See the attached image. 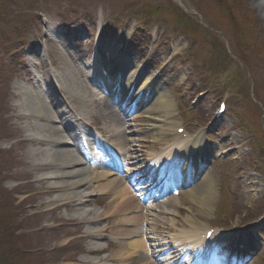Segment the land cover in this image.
Instances as JSON below:
<instances>
[{
	"label": "rangeland",
	"instance_id": "obj_1",
	"mask_svg": "<svg viewBox=\"0 0 264 264\" xmlns=\"http://www.w3.org/2000/svg\"><path fill=\"white\" fill-rule=\"evenodd\" d=\"M12 4L13 1L15 0H9ZM17 1V0H16ZM105 1V0H104ZM119 1L118 3H115L116 5H120ZM170 0H160L159 2L153 1V0H148L143 3V8L149 7V8H154V7H165L167 3H169ZM102 3V1H101ZM111 4H114V2H111ZM109 4L107 2L103 3V7L106 8L108 7ZM186 7L190 9V11L193 13L195 18H197L205 27H208L211 25L212 29L218 28L219 30L222 31L221 26L224 27V30H230V26L228 25V21L226 18L221 17L223 21L225 22L222 23V19H220L219 16L217 15H212L211 11L214 12L215 10V0H187L186 1ZM46 8V6H44ZM116 8L120 9V6H116ZM202 9L204 11V16L207 18H201L200 14H195L197 13L195 10ZM223 9L218 8V13H221ZM122 12L121 10H119ZM253 12H247L245 16V19H253ZM156 16V15H155ZM221 25V26H220ZM258 46L261 49V55L256 58V63L258 65V68L255 73V77L257 74L260 75L261 78H264V47L258 43ZM165 48V47H164ZM163 47H158L155 51V54L157 56H163L164 54V49ZM254 45H252V48L248 52V47L246 46V51L247 57L252 60L253 58V53L255 52L254 50ZM1 59V58H0ZM63 61V60H61ZM175 60L173 59L170 61L168 64H166L163 72H165V76L167 75L171 76L173 73V70L175 69ZM66 69H71L70 66H66ZM182 75H185L183 72L181 73ZM229 80V76L224 77L223 75L221 77H217L216 81L219 82V85L221 83H224V81ZM223 81V82H222ZM254 83L249 77L247 79V85H252ZM197 87L192 84V83H187V86L184 88L180 84V90H174V93H179L181 96L180 98V107H181V112L177 105L175 106L176 108V115L177 112L180 113L182 117L187 118L188 125L186 126L188 128V131L191 135H193V128L195 126H199L201 123L207 124L209 122V119L211 116L210 110L212 109L214 102H215V95L216 93L213 94V92L207 94H203L202 97L200 98H195L197 94ZM224 91H220L219 95H224ZM196 102L195 104H193ZM233 113L235 111L237 112V116L234 119H231L228 114L225 117V121L223 122V125H219L217 127V131L214 133H211V143H213V146L216 147V144H223V156L222 159H233V162L231 163H226L222 168H214L210 170V175L216 176L218 175L220 177L219 183L215 182L218 188V192L220 188H226L225 193V201L227 203V206L224 208L223 212L221 213V216L216 218V223L219 226H228L229 224L233 227H236V224H239L238 227L241 228L245 223H248L245 226L248 229L247 236L251 239V241L257 242V245L255 246V250L257 251L256 254H254L251 257V264H264V216L262 218H259L256 220L258 215L260 213H264V152H262L263 156H257V153L253 151L252 144H249L247 140V135L248 131L247 130H242V128H247L251 131V126L250 124H245L240 126L239 124V117L241 114H246L249 118L254 119L255 114L259 115L258 110H256L250 103L248 105L244 106L243 99H236L233 96ZM192 105V107H190ZM94 113V112H93ZM92 113V114H93ZM88 115H91V113H88ZM107 118L112 119V114H107ZM104 117V118H106ZM189 117L191 119H197L199 122V125L196 121H189ZM111 121V120H110ZM132 126H137L138 122L133 121L131 122ZM132 128V127H131ZM221 128V129H220ZM139 129V128H138ZM227 131V133H226ZM223 136H227V138H223ZM141 138V136H139ZM136 139L137 136H134ZM170 137L166 135H163L160 140V142H156L155 148L162 149L163 146L166 144V142L169 140ZM21 145L17 144V147H15L9 154L10 156L9 159L7 160H0V164L3 166V163H6L8 161L14 160L15 163L19 164V166H23L24 163L19 157L21 148ZM231 149V150H229ZM8 150L3 148L0 145V152L3 154L7 155ZM24 151V148L23 150ZM226 154V155H225ZM7 157V156H5ZM26 159H28V156L25 153ZM222 161L221 159H219ZM238 161L240 165L238 166L235 163ZM4 168H7V164L4 165ZM239 170L243 172L242 174H237L236 171ZM3 176H9L10 171H7V169H4V172L2 174ZM263 179V180H262ZM40 193V191H39ZM39 193L31 196L33 199L32 202L37 201L38 198H40ZM182 193V192H181ZM218 193L216 194L217 198ZM11 199H14V195L8 196ZM182 197V194L179 193L177 198ZM19 198H16L18 200ZM41 201H44L46 199H43L42 197L40 198ZM232 199H234V203L231 206ZM217 201V200H216ZM25 203H31V202H26ZM229 203V204H228ZM14 204H17L15 202ZM193 205V204H192ZM190 210L195 211V207L193 206H186ZM9 208L8 205L6 204H0V213L5 212ZM168 208L171 211L173 210V206H168ZM181 215H185V211H183V208L179 209ZM13 219V217H12ZM198 219H202V216L198 215ZM222 219L225 221L222 222ZM17 220L20 224L24 223L23 219H14ZM29 220V219H28ZM5 221V219H4ZM31 221V220H30ZM228 222V223H227ZM253 229V230H252ZM249 230H252L249 232ZM45 237V236H42ZM41 237L37 238V241H41ZM5 243L3 244L4 247L7 248V252L3 255V259L0 257V263L5 262V264L10 260L11 255L15 252L17 249L16 245H14L11 242L10 238H7L4 240ZM37 257L36 259H38ZM256 258V259H255ZM259 261V263L257 262ZM32 264H36L35 262ZM39 264V263H37Z\"/></svg>",
	"mask_w": 264,
	"mask_h": 264
},
{
	"label": "bare ground",
	"instance_id": "obj_2",
	"mask_svg": "<svg viewBox=\"0 0 264 264\" xmlns=\"http://www.w3.org/2000/svg\"><path fill=\"white\" fill-rule=\"evenodd\" d=\"M263 6L264 5H262L260 8L263 9ZM256 7L259 9L258 6H256ZM135 79H136L135 76L132 73H130L125 78V81H126V83L131 84L133 81H135ZM63 80H64V82L62 84L66 88L68 94L78 102L79 106L83 110H89L90 111V109H91V112L93 111L95 113H98V114L102 115L103 117H106L107 114L114 113L113 106L108 101L98 102L97 100H94V101H91L90 99L86 100V98L84 97V90H83V89H85V85L79 83L78 80L76 81V79L73 76H71L68 72H66L64 74ZM144 92L145 91H143L142 94H144ZM148 94H151V91H148ZM142 97H143V95H142ZM163 97H164V99L159 100L160 102H157L155 100L154 108H155V111L157 113H161V112H159V109H161L163 106H164V109H165V106L166 107L172 106V101H170V99L167 96L165 97V95ZM136 98L137 97H134L132 99V102L129 104V107H130L129 111H131L133 106L137 103L135 101ZM143 100L144 99H142L138 103L137 106H139ZM147 100H148V98H147ZM152 100L154 101L153 95L150 96V101H152ZM94 102H96V104H93ZM159 103L162 105L161 107H160V105H158ZM20 104L21 105H17V107L19 109H22L24 107L23 110H24V113L26 114V116H33V117H35L36 115L41 116V117L48 116L47 108L42 103H39V102L33 100V98L28 93H26L23 96L22 101H20ZM151 106H153V105H151ZM146 114L147 115H144L143 117H145V118L148 117L149 121L151 122V124H148V128H147L148 129L147 130L148 136L145 137L146 145H152L153 143H155V141H158L161 136H163L164 134L171 133V130L173 132V130L176 128V127H174V125H175L174 124L175 123L174 116L172 115L173 113L171 114V112L167 113V114H161V117L156 116L155 119L151 118L148 113H146ZM32 128H36V137H33L32 139H36V140L37 139H39V140L47 139L49 141H52V140H59L61 138V135L57 132V130L55 128H45L43 125H40V124L39 125H33ZM173 138H174V135H173L172 139ZM197 138H199V137H196L195 139H197ZM125 141H127V140H122V143H125ZM133 143H136V142H133ZM99 144H101L104 147V149L107 151L108 154H110V151H113L115 149L113 144H110V147H106V143L96 141V145H99ZM197 145H198V141H193L192 139L190 141L182 140L178 143V146H180L179 152L182 153L183 151H185V154H182V156L178 155V157H180L181 159H176V157L173 156L170 148H168V149L164 150L165 152L163 154L154 155V158L152 159L151 165L161 164L160 170L163 171L167 161L174 162V163H182L183 162L182 159H184L186 161L192 155L194 156L193 149H195L197 147ZM118 150L121 151L120 149H118ZM128 152L132 155L134 154L133 150H131V149H129ZM72 158H73V156H72L70 151H60V150L50 151L47 156H42V160H39V158H38L39 161L45 162L49 166L52 163L58 162V164H55V166L62 165V167L72 168V170L70 172L60 173V172H55V166L53 167V173L52 174H54V176L52 178H50L51 183L53 185L58 186V187L66 188L67 191L62 192L60 195H56L51 200V204L70 203L71 202L70 197H72V195H74V196L79 195V193H77V190H79L81 188H85V187H90V188L91 187H99L100 192H115L114 200L117 202L118 207L122 206L121 211L131 210L133 208L132 203L128 199L129 192L126 189L122 180H120V179H109L106 177V173H101L97 170H94V171L86 170V169L77 170L75 167L70 165L72 162ZM94 159H96V158L94 157ZM131 159H135L134 161H132V162H134L133 166L138 168L137 166L139 165V162H138L139 159L138 158H131ZM77 163H78V160L76 161V164ZM184 166H185V164H184ZM151 168H152V166L149 165L147 172H150ZM38 169L39 170H45L46 168L40 166ZM178 169L179 168H177V167L175 168V170H178ZM133 171L134 170H132V172ZM80 172L85 173V175H83L84 179H80V177H81V174H79ZM140 173L141 172L138 171V172H136V174L131 175V177L137 178L140 175ZM173 175L176 176V175H179V173H177L176 171H173ZM193 176H194V178H196V177H199L200 175L195 171ZM41 177H43V176H41ZM165 181L168 185H170L171 180H168V178L166 177ZM97 183H99V184H97ZM210 183H211V181L208 180L205 176H203V178H201V180H200V185L203 186V188L201 186H198L199 184H194V182H193L192 188H194L196 190V192H195V190H192L190 192L186 191L184 194L185 196L182 198V200L179 199L176 202L175 206H177V205L182 206V204H189L190 203V204H193L195 206L196 214H202L203 210H205V213H211L213 210V203H214L213 201H215L214 196H215L216 191H215V187L211 186ZM68 191H70V193ZM127 194H128V196H127ZM79 198L81 199L82 197L79 195ZM185 211H186V215L183 216L184 219L181 223H187L188 227L191 229L192 228L191 224L193 222V217H194L193 212L190 211L189 208H187ZM129 215H130V218L132 219V222L135 226H133V229H132V232L130 233V235L122 232V236H131L132 238L137 239L138 242L135 243V242L127 241V242H124L123 246L125 248H127L129 251H134L138 247H143L144 245H146L145 240H147V238L144 235L142 227L138 224L139 221H142V222H144V221L140 217H137V216L133 217V216H131L130 213H129ZM207 215L208 214H206V216ZM172 216L176 217V214L172 215ZM114 217L115 216L113 213L108 214L105 210H101V212L99 214H97L96 217H91L89 215L88 219L94 225V224L99 223V222H101V223L106 222L105 219H113ZM165 220L167 222H169L170 224H172L171 220H169V219H165ZM165 226L167 227V224H165ZM206 229H207V225L201 226L199 228V230H206ZM102 233H109L107 231L106 227H103ZM223 237H217L215 242L217 243V242L222 241V243H225V244L230 245V246L234 242L233 238L229 239V238H226L227 236H223ZM108 238L111 239V241H114V239L111 238L110 236H108ZM115 238H117V237H115ZM242 239L245 240L244 238H242ZM111 241H109V242H111ZM153 242H155V243L158 242V239L157 238L154 239ZM188 242H191V240ZM114 243H116V242H114ZM192 243L196 244L197 242L193 241ZM255 245H257V242ZM241 248H243V247H241ZM248 248L250 249V246H248ZM182 251H186V252L190 251V248H188V247L183 248ZM221 253H224V252L221 251ZM120 256H121V258H123L124 254H121ZM104 261H108V257H106L104 259ZM239 263L241 264L240 258H239Z\"/></svg>",
	"mask_w": 264,
	"mask_h": 264
}]
</instances>
